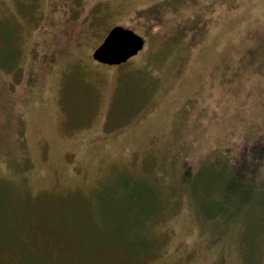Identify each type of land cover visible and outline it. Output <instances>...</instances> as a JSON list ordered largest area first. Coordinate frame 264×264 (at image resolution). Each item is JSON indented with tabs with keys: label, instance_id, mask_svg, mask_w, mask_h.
Instances as JSON below:
<instances>
[{
	"label": "rangeland",
	"instance_id": "374dc122",
	"mask_svg": "<svg viewBox=\"0 0 264 264\" xmlns=\"http://www.w3.org/2000/svg\"><path fill=\"white\" fill-rule=\"evenodd\" d=\"M66 1L0 0V264H264V165L224 212L264 132V0ZM115 24L144 45L96 62Z\"/></svg>",
	"mask_w": 264,
	"mask_h": 264
},
{
	"label": "trees",
	"instance_id": "16d2710c",
	"mask_svg": "<svg viewBox=\"0 0 264 264\" xmlns=\"http://www.w3.org/2000/svg\"><path fill=\"white\" fill-rule=\"evenodd\" d=\"M66 4H70V0L66 1ZM66 8V7H65ZM98 23V15L93 14V19L91 20V24ZM6 67V66H4ZM13 69L16 74L20 72L19 66L17 64V55L15 53V62L11 66H7V70ZM264 130V129H263ZM240 148H234L235 155L234 160H232L231 165L235 162V164H238V168L234 169L232 168L230 170V173L228 175L229 183L227 184L226 189V197H227V206L224 208V212L233 213L229 208H231L233 211H238L237 216L242 211L241 209L243 206H245V203L249 200L250 195L253 194L256 190L253 189L254 186V180L248 179L246 182L240 180V175H246L249 174V172H246L247 170L264 165V132L255 131L248 135H242V138L240 140L239 146ZM255 173V172H254ZM188 175V172L184 173V177ZM254 178V177H253ZM253 189V190H252ZM264 189V180L259 184L257 191H262ZM253 191V192H252ZM238 195L239 199L237 201H232L230 198L232 195ZM225 195V193H224ZM229 207V208H228ZM228 213V214H229ZM231 217H234V214L231 215ZM226 226H231V221L229 224H225ZM228 231L227 228L223 229V233H226ZM254 260V259H253ZM244 264L246 262L243 261ZM255 262L252 261V264Z\"/></svg>",
	"mask_w": 264,
	"mask_h": 264
},
{
	"label": "water",
	"instance_id": "95a60500",
	"mask_svg": "<svg viewBox=\"0 0 264 264\" xmlns=\"http://www.w3.org/2000/svg\"><path fill=\"white\" fill-rule=\"evenodd\" d=\"M144 45V38L133 29L115 24L93 49L91 57L104 64H120L135 55Z\"/></svg>",
	"mask_w": 264,
	"mask_h": 264
}]
</instances>
